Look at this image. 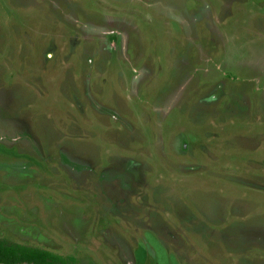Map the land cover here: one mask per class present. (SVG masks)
<instances>
[{"label":"rangeland","instance_id":"rangeland-1","mask_svg":"<svg viewBox=\"0 0 264 264\" xmlns=\"http://www.w3.org/2000/svg\"><path fill=\"white\" fill-rule=\"evenodd\" d=\"M0 240L264 264V0H0Z\"/></svg>","mask_w":264,"mask_h":264},{"label":"trees","instance_id":"trees-1","mask_svg":"<svg viewBox=\"0 0 264 264\" xmlns=\"http://www.w3.org/2000/svg\"><path fill=\"white\" fill-rule=\"evenodd\" d=\"M0 264H75L72 257L0 240Z\"/></svg>","mask_w":264,"mask_h":264}]
</instances>
